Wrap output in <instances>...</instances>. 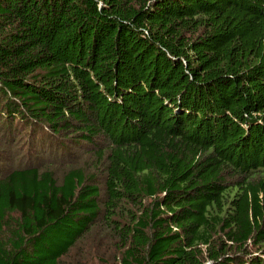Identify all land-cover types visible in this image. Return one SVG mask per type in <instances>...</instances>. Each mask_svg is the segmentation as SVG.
Segmentation results:
<instances>
[{"label":"trees","instance_id":"16d2710c","mask_svg":"<svg viewBox=\"0 0 264 264\" xmlns=\"http://www.w3.org/2000/svg\"><path fill=\"white\" fill-rule=\"evenodd\" d=\"M1 157L0 264H264V0H0Z\"/></svg>","mask_w":264,"mask_h":264},{"label":"rangeland","instance_id":"374dc122","mask_svg":"<svg viewBox=\"0 0 264 264\" xmlns=\"http://www.w3.org/2000/svg\"><path fill=\"white\" fill-rule=\"evenodd\" d=\"M62 154L58 153V156L60 157ZM23 162L26 161V158L20 159ZM18 160H15L14 162H17ZM29 161V160H28ZM17 164L7 160L6 158L1 157L0 160V174H4L6 172H9L11 169L15 168ZM81 244H78V246L71 251V253L62 261V264H87L84 263L81 259L87 261L88 258H90V261L92 264H94L97 252L93 248L95 245L92 243L91 245H87V247H81ZM92 249H91V248ZM80 254V257L79 255Z\"/></svg>","mask_w":264,"mask_h":264}]
</instances>
